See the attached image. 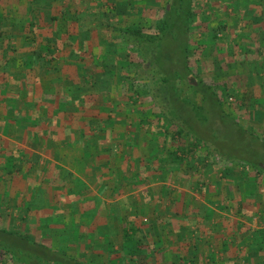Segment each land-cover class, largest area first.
I'll return each instance as SVG.
<instances>
[{
  "label": "rangeland",
  "instance_id": "obj_1",
  "mask_svg": "<svg viewBox=\"0 0 264 264\" xmlns=\"http://www.w3.org/2000/svg\"><path fill=\"white\" fill-rule=\"evenodd\" d=\"M218 1L44 0L41 2L37 17L40 22H43L39 31L40 40L44 42L50 38V43L53 42L51 30L58 26H56L57 23L52 26L50 15L52 19L56 16L62 20L61 10L66 9V14H64L66 18L64 24H68L66 29L69 32L82 30L81 36L84 39L91 38L90 43L93 44H101L100 41L104 40L106 42L104 49L110 52L117 61L115 66L110 64L97 67L91 65V67L89 65L87 76L69 77V69L61 67L52 71L47 84L65 79L66 84H70L68 88L72 91L69 94H79L85 97V103L79 105L82 106L79 112L88 121L86 131L89 134L92 132L97 136L106 137L103 140L111 144L109 154L117 152L116 156H124L123 165L115 164L116 172L120 176L127 177L123 166H128L131 172H135L132 168L137 169L140 166L138 173L134 174L137 179L134 185L127 190L128 186L122 183L125 180H121L119 187V190H123L124 194L128 193L134 202V204L132 202L129 204L126 199L124 201L118 199L119 202L121 201L119 206H122L119 210L124 211L125 221L133 222L131 219H134L135 226H138L139 222L141 225L149 224V214L144 215L143 213L142 204L147 200L144 198L145 194L142 189L154 188L153 184L144 185L143 180L140 179L141 176L147 172H154L159 165L170 166L176 160H180L177 159L178 156L184 158L181 161L184 162L183 165L185 164L184 168H186L192 162L195 163V159L201 160L203 156L206 162L207 158H212L214 155L208 152L206 146L201 143L202 141L189 135L187 137L178 134L177 131L181 127L179 123L182 127L184 125L186 131L190 126L192 129L196 126L201 127L205 130L200 133L204 134L203 137L213 140L215 147L227 146L228 154L233 157H251L259 161L260 165L255 168L264 173V149H261L264 147V51H249L252 52L249 54L236 46L237 43L242 42L244 38L242 36L247 30H251L250 25H253L252 23L239 25L238 19H243L244 14L246 16L248 13L253 14L251 10L254 13L263 12V10L258 6H248V0H221L223 3H218L221 7L225 4L227 7L230 4L228 8H224L225 6L219 8ZM26 7L25 0H0V13L5 14L0 24V42L4 43L3 48L7 45L20 47L21 39L15 36L14 30L23 29L25 22L20 21L22 18L26 19ZM189 7L188 24L183 26L184 13L182 12ZM79 14L83 15L79 16ZM166 16L171 20V29L161 31L160 28ZM17 18L20 21H17ZM227 20L229 24H223V22L228 23ZM126 27L137 28L141 31L137 35L134 32L126 35L122 33ZM158 36H163L161 41L156 40ZM237 36L241 41L233 42L235 38L238 39ZM129 38L137 39L138 43ZM183 38H186L188 43L190 58L187 65L191 73L181 78L177 71L181 67L182 71L184 70V65L181 63L182 54H180L183 51L181 47ZM52 46L53 43H51ZM55 47L60 52H68L70 49L68 45L63 49V44L60 43L55 44ZM89 48L91 49V46H88ZM1 51L4 54L3 58L7 60L3 63L0 57V66L6 62L15 66L17 61L11 56L18 52L7 49L0 50V53ZM254 53L260 55L253 56ZM152 56L158 59L159 65L157 66L165 74L169 71L170 74L174 73L177 78H181L174 83L178 94H171L165 85L155 86L154 78L147 71L153 64L154 57ZM109 70L113 72V75H110ZM199 79L218 95L222 104L221 108H218L212 99L204 102L203 90L198 87ZM104 82L108 83V88L101 87L104 86ZM8 86L12 92V90H17L15 87H20V83L16 81L13 85L9 82ZM1 87L2 90L8 89L4 85ZM157 92L161 93L157 94ZM171 106L179 114L180 122L170 121L168 115L163 113V110ZM163 117H165L164 120ZM160 134H163V140L166 136L167 141L162 142ZM0 137L2 138L0 142L4 143L5 137L3 135ZM119 139H122V142H118ZM123 140L126 144H123ZM156 148H161L160 152L164 157L153 161ZM149 160H152V163L148 164ZM222 163L226 165L224 160ZM222 163L212 161L211 164L216 170L219 168V171H222L224 170ZM0 170V227L15 231L20 228L30 233L27 235L40 239V229H32L29 222L23 223V215L20 217L14 209H11L9 204L14 203L15 195L2 197L1 194L6 193L2 180L7 172L5 169L0 168ZM9 187L12 189V186ZM107 198L108 204L115 201L110 194ZM156 200H159L158 196ZM156 200L152 199V202ZM131 208L135 210V216L128 214L127 209L130 211ZM51 239V235L43 238L47 242H51ZM112 240V234H110L96 249L87 247L79 249L78 246L85 264H124V260L115 262L112 258L114 256L112 252L117 248L116 245L112 247L109 245ZM152 248L155 249V247ZM162 248L165 249V246ZM162 248L155 251L159 250L160 253ZM155 256L141 254L137 256L135 264H164L159 260L158 253H155ZM244 259L246 257L238 256L233 260L230 257L221 264H252ZM165 264H177L176 256Z\"/></svg>",
  "mask_w": 264,
  "mask_h": 264
},
{
  "label": "crops",
  "instance_id": "obj_2",
  "mask_svg": "<svg viewBox=\"0 0 264 264\" xmlns=\"http://www.w3.org/2000/svg\"><path fill=\"white\" fill-rule=\"evenodd\" d=\"M219 2L222 1L217 2L219 8L226 5L221 7ZM247 3L263 10L258 13L251 10L253 14H244L243 19L237 21L239 25L253 24L250 25L251 30L242 36V42L236 44L251 54L257 50L264 51V0H248ZM228 6L230 4L224 8ZM227 21L223 24L228 25ZM240 41V37L233 40ZM1 45L3 47L4 43ZM3 55L1 51L4 63L7 58ZM19 55L11 56L17 61L15 66L8 62L0 66V95L4 94L6 99H3L10 104L5 116L0 106V136L5 137V142H0L3 147L0 149V168L7 172L2 180L6 187L2 197L15 195L14 203L9 205L20 217L23 215V223L28 221L32 229L40 228L50 216L55 218L51 220L54 224L50 230L67 229L77 220L83 222L85 215L93 211L90 233L85 237L87 245L91 242L93 248H97L110 234L113 240H118L116 234L125 226L121 221L125 214L119 210L122 207L119 203L126 199L129 204H134L128 193L119 190L120 183L125 180L122 183L129 190L137 181L134 174L138 173L140 166L132 168L135 172L123 166L127 173L125 178L116 171H110L108 165L113 162L111 165L117 170L115 164L123 165L124 156H116L117 152L109 154L111 144L103 140L106 137L89 134L88 131L83 133L81 127L60 140H54V135L50 136L45 131L47 121L37 124L38 119L44 116L38 105L47 101L42 91L50 83L47 84L49 81L44 78L40 83L36 71L28 74ZM252 55L258 57L260 54ZM16 81L20 87L11 92L9 82L14 85ZM2 85L8 89L2 90ZM8 116H13V119ZM123 144H126L124 140ZM9 156L15 163L13 170L5 160ZM212 161L223 162L215 155L205 162L202 156L201 160L195 159V163L184 168V162L176 160L170 166L159 165L154 172L140 177L144 185L153 184L154 187L142 189L147 200L142 204L143 213L149 214L150 221L149 224L141 225L139 222L138 225L147 239L146 248L152 250V247L165 246L159 254V260L164 264L174 256L177 264H221L238 256L246 257L244 260L252 264H264V229L261 227L264 221V173L243 161H224V170L219 171L211 164ZM109 194L115 200L111 204H108ZM38 196L42 198L41 208L26 210L27 203ZM157 196L159 200H156ZM76 197L83 198V202L78 211L74 208V212L71 205ZM118 199L122 200L119 202ZM91 207L92 210L85 211ZM127 211L133 216L136 214L132 208ZM131 220L133 222H128L134 223V219ZM112 258L118 262L117 256Z\"/></svg>",
  "mask_w": 264,
  "mask_h": 264
},
{
  "label": "trees",
  "instance_id": "obj_3",
  "mask_svg": "<svg viewBox=\"0 0 264 264\" xmlns=\"http://www.w3.org/2000/svg\"><path fill=\"white\" fill-rule=\"evenodd\" d=\"M26 1V9L27 13L25 15V20L22 18L20 21L17 18V21H20L22 23L25 22V25L23 29H15L14 34L15 36L19 37L21 39V45L20 47L17 46H6V48L2 47V42H0V50L7 49L8 51H17L20 53V57L23 61V66L26 68V72L28 74H32L33 71L37 72V80L41 83L40 79L44 78L47 81H50L49 75L52 73L53 70L67 67L69 69V77L73 76H87V70L90 68L91 65L93 67L97 66H115L117 64V61L115 60V57L112 56V54L104 49L103 46H106V42L103 40V42L100 41L101 44H93L90 43V39H84L81 36V31H75V32H69L66 29V26L68 24H64L65 17L64 14H66V9H62V17L60 20L58 17L54 16L52 21V26L57 23L56 26L59 28V30L53 29L51 30V36L53 39V46L51 47L50 38L47 40H40V26H43V22H40V19L38 17V12L41 9L40 5L41 2L44 0H25ZM182 2L184 0H181ZM190 0H188L189 2ZM180 2V1H179ZM186 3V2H185ZM187 6V3H186ZM188 7V6H187ZM66 8V7H65ZM182 8V7H181ZM183 9V8H182ZM184 13V19L183 26H187L188 24V18L190 16V7L187 8ZM86 14V13H84ZM83 14H79V16H82ZM78 16V17H79ZM5 18V14L0 13V21ZM167 18V19H166ZM39 19V21H38ZM170 19L166 16L163 21V26L160 28L161 31L171 29L170 26ZM3 21L0 22V24ZM80 22V21H78ZM77 22V23H78ZM66 23V22H65ZM23 25V24H20ZM174 28V27H173ZM24 29L26 31L24 32ZM83 29V27L81 28ZM186 29V27H185ZM86 31V30H85ZM141 30L139 29H132L129 27H126L124 29L123 34L125 33L128 35L131 32H134L136 35ZM77 32V33H76ZM43 37V36H42ZM163 37V36H162ZM161 36H158L156 40L161 41ZM1 38V37H0ZM139 38V37H137ZM131 41H134L135 43H138L137 39L135 38H129ZM128 40V38H127ZM72 41V42H69ZM63 44V49H65L66 45L69 46L68 52H60L55 47V44ZM76 45H78V48H76ZM136 45V44H135ZM160 45V44H159ZM88 46H91V49H88ZM183 51L181 56V63L184 65V70L182 71V67L179 68L177 73L179 72L180 77L184 78L185 74L191 73L188 64V59L190 58V53L188 52V43L186 38L182 39V45ZM154 57V56H152ZM179 64V63H178ZM90 65V66H89ZM158 59H153L152 66L149 67V70H147L152 77L154 78V84L157 87L159 84L161 86L165 85L169 88L171 94H178L176 91L177 87L174 86V83H177L178 79L176 75L170 74L169 71L165 74L159 66ZM175 65V64H174ZM182 65V64H181ZM162 66V65H161ZM92 67V66H91ZM110 75H113V72L110 71ZM175 72V71H174ZM176 73V74H177ZM178 74V75H179ZM65 79H61L58 82H50L47 89L45 91H42V94L46 96V100L44 102L39 103L38 109L42 111V114L44 115L43 118H39L37 121V124H41L43 122H48L45 131L49 133L50 136L54 135V140H60L61 138L65 137L64 135H67L69 132H72L75 128L78 130V127L82 128L83 133L86 132L87 129V119L85 117L81 118V115L79 112V108H81L82 103H85V97L83 95L79 94H69L72 91L68 88L70 84H66ZM98 79L96 80V82ZM199 82V88L203 90L204 93V102L207 99H212L214 104L218 106V108L222 107V104L219 100V97L216 93L212 91L210 87L205 86L202 80H198ZM98 85V83H97ZM101 86V83H99ZM103 88H108L109 85L107 82H104V86H101ZM194 87V86H193ZM161 90V88H160ZM206 90V92H205ZM161 93V92H160ZM157 92V94H160ZM41 93H39L40 95ZM4 94L0 95V106L2 107V115L5 116V112L7 110V107L10 105L5 101ZM13 103V102H12ZM79 103V104H78ZM44 108V109H42ZM9 111V110H8ZM14 111H11L10 113H13ZM78 112V113H77ZM163 113L168 115V118H170V121H176L180 122V116L177 114L172 106L170 108H166L163 110ZM9 118L13 119V116H8ZM165 117L162 119L164 120ZM5 118H2L4 121ZM183 120V119H182ZM100 121V120H99ZM207 121V119L205 120ZM183 122V121H182ZM180 129L177 131L178 134L184 135V136H192L196 140L202 141L201 143L206 146L208 149V152H212L215 156L219 157L221 160L229 162H246L249 166L256 167L259 166V161L251 158V157H233L228 154L229 150H226V147H218L213 146V140H209L203 135H201V131L203 130L201 127L196 126L194 129L192 127H189V130L186 131V128L182 127V124ZM200 131V132H199ZM65 133V134H63ZM160 137H162V142L167 141L166 136L163 140V134H160ZM192 140L191 138H189ZM122 141V139H119ZM191 143V142H190ZM135 145V144H134ZM158 147V146H157ZM0 149H3L2 145L0 144ZM260 149V147H259ZM261 149H264L261 147ZM161 148H156V155L152 158L153 161L159 160V158L164 157L162 156V153L160 152ZM90 154L88 152L87 156ZM176 155V154H175ZM177 159L184 160L181 156H178ZM10 164V169H15V163L13 158L7 157L5 159ZM152 160L147 161L148 164L152 163ZM231 160V161H230ZM234 160V161H233ZM20 161V160H19ZM12 164V165H11ZM110 171L115 172L116 169L111 164L107 167ZM20 170V169H19ZM41 196H38L33 202H28L25 206L26 210L29 211L32 210H39L38 207L41 208L39 205L41 203ZM83 202V198L76 197L74 198L73 205V211L75 212V209L78 211L79 205ZM90 205V204H89ZM88 205V207H90ZM75 208V209H74ZM91 209L85 210L86 212ZM93 211H90L88 215H85V218L83 222L76 221L73 222L69 227L60 229L59 231L53 232L50 230V227H53L54 222V216H50L49 220L41 224L40 231H41V238L38 239L34 236L27 235V231L24 232V230L18 229V231L15 230H9L6 228L0 227V264H85L83 258L80 255L79 249H82L83 247L92 248V244L85 242V237L90 233L89 229L91 227L92 219L94 216H92ZM95 215V214H94ZM42 217V216H41ZM46 217V216H44ZM59 217V216H58ZM86 221V222H85ZM123 221L124 228L121 232H118L116 234V237H119L118 240H113L109 242V245L112 247L119 242V245L115 250H113V255L116 257L118 262L124 260V264H135L137 262V256L141 254H147V256H155L156 249H159L155 247V249L148 250L145 247L146 244V238L144 233L140 230V226H135L134 223H130L128 221H125L124 219H121ZM125 221V222H124ZM28 222V221H27ZM42 222V221H41ZM53 233V234H51ZM30 234V233H29ZM47 235H51L52 239L51 242L44 241L43 238ZM46 240V239H45ZM87 245V246H86ZM79 246V249H78ZM115 247V246H114ZM96 249V248H95ZM259 250V249H258ZM257 250V251H258ZM110 251V250H108ZM148 251L150 253H148ZM156 257V256H155ZM160 257V256H159ZM158 257V258H159ZM6 258V260H5Z\"/></svg>",
  "mask_w": 264,
  "mask_h": 264
},
{
  "label": "built area",
  "instance_id": "obj_4",
  "mask_svg": "<svg viewBox=\"0 0 264 264\" xmlns=\"http://www.w3.org/2000/svg\"><path fill=\"white\" fill-rule=\"evenodd\" d=\"M261 227L264 228V221H262V223H261Z\"/></svg>",
  "mask_w": 264,
  "mask_h": 264
}]
</instances>
